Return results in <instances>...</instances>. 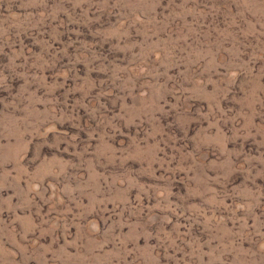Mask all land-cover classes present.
I'll return each instance as SVG.
<instances>
[{
  "label": "rangeland",
  "instance_id": "rangeland-1",
  "mask_svg": "<svg viewBox=\"0 0 264 264\" xmlns=\"http://www.w3.org/2000/svg\"><path fill=\"white\" fill-rule=\"evenodd\" d=\"M0 264H264V0H0Z\"/></svg>",
  "mask_w": 264,
  "mask_h": 264
}]
</instances>
